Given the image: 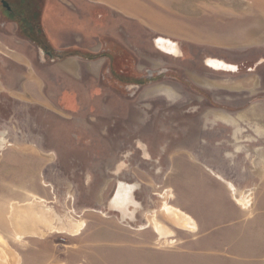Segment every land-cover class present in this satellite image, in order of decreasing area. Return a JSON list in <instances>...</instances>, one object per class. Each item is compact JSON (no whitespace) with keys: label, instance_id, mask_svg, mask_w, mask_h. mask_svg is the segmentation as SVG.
Returning <instances> with one entry per match:
<instances>
[{"label":"rangeland","instance_id":"374dc122","mask_svg":"<svg viewBox=\"0 0 264 264\" xmlns=\"http://www.w3.org/2000/svg\"><path fill=\"white\" fill-rule=\"evenodd\" d=\"M116 2L123 10L111 12L130 19L119 21L118 32L136 62L121 81L139 73L152 80L138 90H101V105L78 114L57 103L60 86L54 83L67 79V71L36 64L53 82L46 89L31 76V64L13 63L21 58L0 37V60L13 63L0 64V235L21 264H264V228L223 232L195 220L193 233L171 225L164 211L166 205L187 211L178 184L191 162L229 153L241 159L250 151L262 162L261 186L242 191L254 192L248 220L263 215L264 224V117L254 114L264 111V0ZM160 37L178 43L182 56L159 51ZM208 58L237 70L214 71ZM163 87L173 100L157 92ZM117 167L122 170L115 175ZM119 181L140 184L134 222L109 208ZM154 218L170 230L168 237L160 239ZM79 222L85 227L75 236Z\"/></svg>","mask_w":264,"mask_h":264},{"label":"crops","instance_id":"0c3cea01","mask_svg":"<svg viewBox=\"0 0 264 264\" xmlns=\"http://www.w3.org/2000/svg\"><path fill=\"white\" fill-rule=\"evenodd\" d=\"M69 3L78 10L73 11ZM42 4L44 12L39 29H43L45 37L31 38L18 35L15 33L18 29L17 25L11 23L7 26L11 33L6 35L10 39L4 42L7 45L6 50L21 58L20 60L12 58L13 63L31 64L34 72L31 76L34 75L43 82L46 89L49 85L52 86L53 82L36 70V64H56L55 67L58 66L67 71V79L58 78L59 82L55 80L57 83H54L60 86L57 103L65 113L76 114L82 111L86 102H89L88 109L91 106H100L102 98L100 91L105 93L108 91V95L112 94L111 89H102V81L106 80L104 65L136 63L133 62L134 58L128 42L118 32L119 21L126 22L130 19H118L116 14L111 12L119 7L116 0H43ZM123 4L126 6L125 3ZM129 26L131 27L130 24ZM261 38L264 40V37ZM34 41L42 47L49 43L57 50H75L82 54H98L107 50L109 58L87 60L80 57H68L62 61L50 63L41 59V56L39 58V49ZM1 60L0 64H13ZM121 68L123 69L124 66ZM115 84V81L109 80V85L115 86ZM241 129L237 127L236 132L242 131ZM256 131L260 130L256 129ZM239 147L237 148L241 151L242 145L241 149ZM237 154L229 153L227 157L221 156L219 159L216 157L210 161L191 162L190 166L185 168L183 175L181 172L178 185L185 194L186 212L194 221H197L200 227L212 230L220 228L223 232L253 227L264 228L259 226L263 224L260 221L263 215L257 216V214L252 220H248L250 218L248 209L237 203L231 187L233 185L239 191L249 188L256 192L261 186L260 170L257 168L262 162L255 157V152L249 151L241 159ZM246 154L249 155L246 156ZM235 155L237 157H234ZM238 172L244 173L242 178L238 177ZM243 236L244 231L237 241L230 244L233 246L231 248H234ZM230 258L238 259L239 257L230 256Z\"/></svg>","mask_w":264,"mask_h":264},{"label":"flooded vegetation","instance_id":"af4514ba","mask_svg":"<svg viewBox=\"0 0 264 264\" xmlns=\"http://www.w3.org/2000/svg\"><path fill=\"white\" fill-rule=\"evenodd\" d=\"M43 0H0V19L2 20V28H0V37L3 39L4 42L10 41L6 37L8 33H11L10 28L7 26L9 24H15L18 26L17 33L18 35L30 36L32 37H45V33L43 29H39L41 24V18L44 12L43 8ZM67 3V2H66ZM70 8L73 11H77L78 9L71 3H69ZM75 7V9H74ZM39 29V30H38ZM13 33V32H12ZM160 37L156 40V47L162 53L172 56L174 58H179L182 56V51L180 46L175 41L168 42V41H160ZM165 39V38H164ZM33 41V39H31ZM34 43H36L34 41ZM37 44V43H36ZM38 47V56L41 59H44L50 63H55L58 61H62L67 59L68 57H80L87 60H97L102 57L109 58L108 51H104L98 54H82L81 52L75 50H57L52 47L49 43L46 44L44 47L41 45H36ZM88 55V56H87ZM134 62V61H133ZM264 62V59H262ZM206 66L210 69L217 71V72H235L237 70L236 66L230 65L224 60L217 59V58H208L205 62ZM124 66L122 69L121 67ZM128 66V67H127ZM126 67V68H125ZM130 68L128 64H105L104 65V76H106V80H104L105 85L108 83V89L111 91L114 89L116 90L117 87L121 88H130V89H140L144 85L148 84L150 79L152 80V76H148L147 74H132V79L127 78L125 83H122L121 80H124L125 72L127 69ZM132 68V64H131ZM113 80L116 82L115 86L109 85V80ZM136 80L137 82H133ZM203 83V82H202ZM158 88V87H157ZM161 95L165 96L168 100H173L175 98L174 93L169 90L168 88L163 87L162 89L158 90ZM102 99V98H101ZM88 107L87 103L84 107ZM111 107V104H110ZM91 109V108H90ZM78 114V112L76 113ZM255 116L258 118L264 117V111L260 112L255 111ZM216 118H219L226 123L234 124L235 119L223 115V114H214ZM5 141L1 139L0 134V145H4ZM139 148L143 154V156L148 159L149 152L145 145L139 143ZM122 168L117 167L114 170L115 175H118L121 172ZM140 190V184H128L126 182L119 181L117 185V190L115 195L112 197L111 201L109 202V208L114 211L118 212L121 216L123 222H134L136 220V214L141 208L140 204L135 199V194Z\"/></svg>","mask_w":264,"mask_h":264},{"label":"bare ground","instance_id":"6f19581e","mask_svg":"<svg viewBox=\"0 0 264 264\" xmlns=\"http://www.w3.org/2000/svg\"><path fill=\"white\" fill-rule=\"evenodd\" d=\"M160 41L171 42V40L168 38L165 39L161 38ZM231 187L234 191L235 199L237 203L247 209L251 203L250 193L246 194V192L243 191L239 192L236 188H234L233 185H231ZM164 211L166 212L165 217H167L168 221L175 228L190 231L193 233L197 231L198 227L195 221L192 219L191 216L186 214L184 211L172 205H166L164 207ZM153 222L154 225L156 226V230L159 234L160 239H164L171 234L170 230L164 224L160 223L157 218H154ZM84 227H85L84 222L77 223L75 230L73 231L74 235L77 236L80 233V231L83 230ZM20 240H21V236L18 235V241ZM0 255H2L0 256V264H21L22 262L19 254L10 247L8 242L1 235H0Z\"/></svg>","mask_w":264,"mask_h":264}]
</instances>
